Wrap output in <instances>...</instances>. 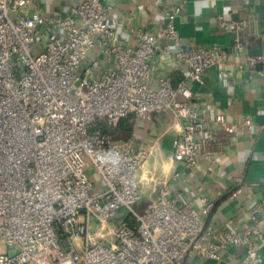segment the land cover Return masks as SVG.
<instances>
[{
	"label": "built area",
	"instance_id": "2783aa9c",
	"mask_svg": "<svg viewBox=\"0 0 264 264\" xmlns=\"http://www.w3.org/2000/svg\"><path fill=\"white\" fill-rule=\"evenodd\" d=\"M28 4L0 0V264H261L264 200L242 178L229 191L231 198L245 193L249 225L239 232L210 221L211 200L197 212L168 187L140 210L141 172L155 145L119 141L109 131L130 117L150 121L167 112L180 133L172 160L188 169L205 163L215 174L220 132L235 136L255 123L219 114L211 129L186 81L204 85L208 69L244 54L246 24L220 15V28L234 34L230 48L178 50L173 61L184 80L174 86L171 74L156 78L155 62L170 50L161 40L181 44L180 8L157 32L136 30L130 46L109 25L106 0L52 17L27 14ZM34 44L43 49L37 55ZM246 66L264 80V55L248 56ZM230 247L246 250L237 262L222 256Z\"/></svg>",
	"mask_w": 264,
	"mask_h": 264
},
{
	"label": "crops",
	"instance_id": "0c3cea01",
	"mask_svg": "<svg viewBox=\"0 0 264 264\" xmlns=\"http://www.w3.org/2000/svg\"><path fill=\"white\" fill-rule=\"evenodd\" d=\"M84 1L29 0L24 12L40 13L45 17L67 15ZM106 4L109 25L130 46L137 44L136 30L157 32L169 24L167 15L180 8L174 24L181 44L175 46L170 40H161V47L169 46L170 50H161L155 62L156 78L171 74L174 86L184 80L182 71L176 69L173 61L178 50L230 48L234 34L220 28V15L227 21L246 24L241 31L248 45L244 54H231L222 66L208 69L204 85L186 81L194 93L196 110L211 129H218L214 119L219 114H224L229 122L251 117L255 123L235 136L220 132L222 145L217 150L215 174L207 172L205 163L200 169H188L172 160L173 142L180 133L179 128L173 127L172 116L167 112L154 114L150 121L130 117L118 128L109 130L119 141L135 140L137 144L155 145L154 156L143 169L140 210L168 187L180 205L189 204L197 212L204 199L211 200L215 206L210 221L221 222L231 232H239L249 225V215L244 192L236 198L229 196L235 180L242 178L245 186L251 187L257 197L264 200V80L256 69L246 66L248 56L264 55V0H106ZM95 57H100L99 52ZM176 173L180 176L175 177ZM149 175L155 178V183L149 184L146 179ZM260 232L258 246L263 258L261 264H264V227ZM245 251V248L230 247L222 256L225 261L234 263ZM203 264L219 263L207 261Z\"/></svg>",
	"mask_w": 264,
	"mask_h": 264
},
{
	"label": "rangeland",
	"instance_id": "374dc122",
	"mask_svg": "<svg viewBox=\"0 0 264 264\" xmlns=\"http://www.w3.org/2000/svg\"><path fill=\"white\" fill-rule=\"evenodd\" d=\"M43 49H42V47L41 46H39V44H34L33 46H32V54L33 55H37V53H39V52H41ZM151 160V159H150ZM147 169V168H146ZM145 169V170H146ZM148 171V170H147ZM143 172H144V170L141 172L142 174H143ZM151 177H153L152 175H149V177L147 176V178L146 179H149V178H151ZM93 180H95L96 182H98V180H97V178L95 177V176H93ZM123 213H124V210H122V212L119 214V217H122L123 216ZM112 226L113 227H115V228H117L118 227V224L117 223H112ZM110 239H111V237L109 236V237H107V241H110ZM109 243V242H108Z\"/></svg>",
	"mask_w": 264,
	"mask_h": 264
}]
</instances>
